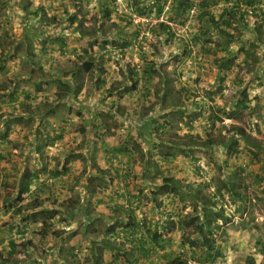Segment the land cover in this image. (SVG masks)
<instances>
[{
	"label": "rangeland",
	"instance_id": "1",
	"mask_svg": "<svg viewBox=\"0 0 264 264\" xmlns=\"http://www.w3.org/2000/svg\"><path fill=\"white\" fill-rule=\"evenodd\" d=\"M245 2L0 0V264H264Z\"/></svg>",
	"mask_w": 264,
	"mask_h": 264
},
{
	"label": "trees",
	"instance_id": "2",
	"mask_svg": "<svg viewBox=\"0 0 264 264\" xmlns=\"http://www.w3.org/2000/svg\"><path fill=\"white\" fill-rule=\"evenodd\" d=\"M190 1L191 0H176L177 6L181 7L183 9V11H186V10H188L189 7H191ZM254 1L255 0H246L245 3L247 4V6H246L245 10H243L241 7L237 6L236 11H238V12H235V13L238 14L239 17L243 19L245 13H247V9L248 8L254 9V12H255V8L253 6L254 5V3H253ZM200 9H201V13H202L201 19H202L203 16H207L208 15L209 16L208 17V22L209 23L212 22V24L218 26V22L214 21V17H213L212 13L209 10V6H208L207 2H203L201 7H200ZM236 16H233L231 18H235ZM92 69H93V64L91 62H85L80 68V70L82 71L83 74L89 73L90 71H92ZM230 130L233 131L232 135H234V136H240V137H242V136L244 137L245 136V131L240 126H237V125L231 126ZM27 190H28V187H26L23 191L26 192ZM20 194H21V192H20ZM20 200H21V197H20ZM33 205H35V207H41L43 205V203L39 202L38 200H34ZM31 209H32V206H31ZM46 210H49V209H46ZM203 213L205 214V211ZM28 217L31 218V219H34L36 217V215L32 214V215H29ZM52 217H54V216H52ZM204 217H205V215H204ZM207 240H208L207 242H209V241L212 242V240H210V239H207ZM202 243L204 245H207L205 240H203ZM209 247L211 248L210 244H209ZM12 248L14 249V245L13 244H12ZM13 253H14V251L12 250V253L9 256L13 257ZM1 258H2L3 261L5 260L3 255L1 256ZM6 259L9 260V258H6ZM6 263H8V262L6 261ZM1 264H4V263L1 261Z\"/></svg>",
	"mask_w": 264,
	"mask_h": 264
}]
</instances>
